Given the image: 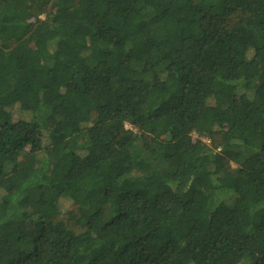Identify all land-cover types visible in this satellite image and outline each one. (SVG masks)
<instances>
[{"label": "trees", "instance_id": "1", "mask_svg": "<svg viewBox=\"0 0 264 264\" xmlns=\"http://www.w3.org/2000/svg\"><path fill=\"white\" fill-rule=\"evenodd\" d=\"M0 264H264V0H0Z\"/></svg>", "mask_w": 264, "mask_h": 264}, {"label": "rangeland", "instance_id": "2", "mask_svg": "<svg viewBox=\"0 0 264 264\" xmlns=\"http://www.w3.org/2000/svg\"><path fill=\"white\" fill-rule=\"evenodd\" d=\"M130 128V127H129ZM233 167H234V165H233ZM70 207V204H68L66 201L65 202H63V204H62V208L63 209H68Z\"/></svg>", "mask_w": 264, "mask_h": 264}]
</instances>
